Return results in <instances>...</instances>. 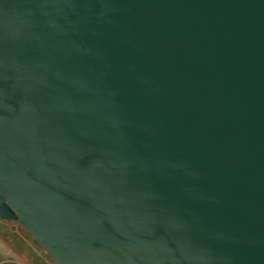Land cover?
<instances>
[{"label":"water","instance_id":"obj_1","mask_svg":"<svg viewBox=\"0 0 264 264\" xmlns=\"http://www.w3.org/2000/svg\"><path fill=\"white\" fill-rule=\"evenodd\" d=\"M0 219L56 264H264V0H0Z\"/></svg>","mask_w":264,"mask_h":264},{"label":"rangeland","instance_id":"obj_2","mask_svg":"<svg viewBox=\"0 0 264 264\" xmlns=\"http://www.w3.org/2000/svg\"><path fill=\"white\" fill-rule=\"evenodd\" d=\"M0 264H56L18 222L0 219Z\"/></svg>","mask_w":264,"mask_h":264}]
</instances>
